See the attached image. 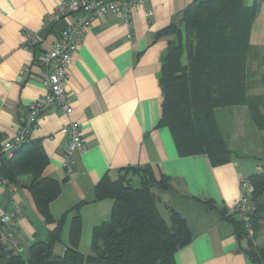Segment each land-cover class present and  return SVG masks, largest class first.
Instances as JSON below:
<instances>
[{"label": "crops", "instance_id": "obj_1", "mask_svg": "<svg viewBox=\"0 0 264 264\" xmlns=\"http://www.w3.org/2000/svg\"><path fill=\"white\" fill-rule=\"evenodd\" d=\"M57 1L0 0V145L12 139L19 115L44 92V69L38 57L51 47L66 24V19L46 22ZM192 1L145 0L131 10L129 26L106 14L94 18L82 34L66 84L72 112L67 115L51 107L30 132V139L39 142L47 158L42 174L60 182V193L50 202V212L58 218L69 211L62 242L53 248L55 254L63 253L75 214L82 224L78 248L89 253L91 230L109 217L112 205L108 198L94 200L95 185L104 174L114 179L124 167L148 165L156 179L161 175L170 179V188L154 190L159 212L167 218L172 208L190 231L191 240L174 254L175 264H250L246 240L238 239L232 223L224 217L231 213L239 195L238 176L264 170L262 163L245 158L238 146L240 138L244 142L249 133L256 135L258 131L248 107L234 104L214 109L220 133L232 152L229 161L222 164L212 165L205 154H178L168 128L158 126L161 58L175 36L157 33L178 20ZM243 2L257 5L248 41L253 48L263 50L264 0ZM27 32L37 36L29 47L24 42ZM252 89L255 87L250 88V94ZM70 120L78 123L85 150L75 156L73 169L67 172L61 163L68 137L60 128ZM260 155L264 157V152ZM19 179L20 184L0 185V205L11 211L14 203L22 200L11 232L19 244L17 252L25 256L32 242L47 240L53 224L44 222L23 185L29 177ZM133 179L138 182L137 175ZM209 200L213 206L206 203Z\"/></svg>", "mask_w": 264, "mask_h": 264}, {"label": "trees", "instance_id": "obj_2", "mask_svg": "<svg viewBox=\"0 0 264 264\" xmlns=\"http://www.w3.org/2000/svg\"><path fill=\"white\" fill-rule=\"evenodd\" d=\"M257 10L255 3L243 0H193L157 35H174L168 42L160 65L162 89L158 126H166L180 155L205 154L212 165L222 164L232 156L214 116L220 106L243 104L260 131L264 144V94H250L256 81L249 72V59L257 49L248 41ZM47 162L40 144L29 139L14 149L11 156L0 153V174L6 184H20L29 190L35 207L47 224H53L48 238L36 240L24 256L0 242V264H175L174 254L190 240L185 220L172 208L165 218L159 212L155 189L170 188V179L153 175L150 166H127L114 179L104 174L94 188V200L111 199L110 215L93 226L90 251L79 246V214L69 222L68 236L61 255L54 253L62 242L61 232L67 212L54 218L49 204L60 193V182L45 177ZM138 176L136 183L133 176ZM252 185L250 214L253 236L247 237L236 214L224 216L238 239H245L247 249H254L264 264V237L252 243L264 222V170L247 176ZM213 206L212 201H206ZM77 204L73 208H77ZM1 229V225H0Z\"/></svg>", "mask_w": 264, "mask_h": 264}, {"label": "built area", "instance_id": "obj_3", "mask_svg": "<svg viewBox=\"0 0 264 264\" xmlns=\"http://www.w3.org/2000/svg\"><path fill=\"white\" fill-rule=\"evenodd\" d=\"M145 0H58L52 12L46 17L47 23L66 19V24L59 30L58 36L51 47L40 54L38 63L44 69V92L40 97L29 103L25 113L18 118V128L12 139L0 145V153L6 157L13 154L14 149L30 139V132L37 126L39 118L51 107L60 108L65 114L72 112L68 101L66 84L69 77V68L72 55L81 42L82 34L94 18L112 14L118 17L123 24L130 25V12L140 6ZM151 12L149 11L148 14ZM71 14H76L74 17ZM37 41L34 33H25V46L29 47ZM62 134L68 139L62 152V167L71 172L75 163V156L80 155L85 146L80 127L76 121L70 120L60 128ZM240 192L230 207V212L236 214L243 223L247 237L254 232L250 223V214L254 210L251 200L252 185L247 177L238 176ZM6 184L5 178L0 174V185ZM22 210V200L14 203L11 211L0 205V242L14 250L19 244L11 232L13 217Z\"/></svg>", "mask_w": 264, "mask_h": 264}, {"label": "rangeland", "instance_id": "obj_4", "mask_svg": "<svg viewBox=\"0 0 264 264\" xmlns=\"http://www.w3.org/2000/svg\"><path fill=\"white\" fill-rule=\"evenodd\" d=\"M248 65H249L250 74L257 82L256 85L254 86L255 89L251 90L252 94L253 93L255 95L264 94V49L263 50L258 49L257 51H254V53L249 59ZM259 133H260L259 130L258 131L256 130V135H254L253 132L249 133L246 136L247 138L246 141L245 139H243L244 142L241 141L240 138L238 142V146L242 150V152H245L246 154L245 158H250L249 161H251V163L253 162L255 164L260 162L264 165V157L263 155H260L262 152H264V144L261 140V134ZM263 237H264V222L262 224L261 231L258 232L256 238H254V241H252V243L258 246L260 241L263 239Z\"/></svg>", "mask_w": 264, "mask_h": 264}, {"label": "water", "instance_id": "obj_5", "mask_svg": "<svg viewBox=\"0 0 264 264\" xmlns=\"http://www.w3.org/2000/svg\"><path fill=\"white\" fill-rule=\"evenodd\" d=\"M14 153V151H13ZM248 256L250 257V259L254 262H259L260 261V257L258 256L257 252L254 249H249L247 251Z\"/></svg>", "mask_w": 264, "mask_h": 264}]
</instances>
